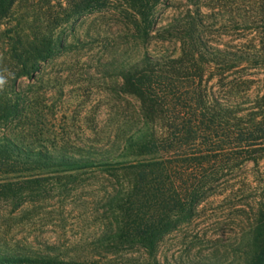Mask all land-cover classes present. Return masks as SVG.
Returning a JSON list of instances; mask_svg holds the SVG:
<instances>
[{
	"label": "rangeland",
	"instance_id": "rangeland-1",
	"mask_svg": "<svg viewBox=\"0 0 264 264\" xmlns=\"http://www.w3.org/2000/svg\"><path fill=\"white\" fill-rule=\"evenodd\" d=\"M187 16L200 20L199 31L213 48L244 56L223 75L216 66L208 70L214 97L239 109L264 106V0H161L148 34L119 0H20L0 33L26 17L41 29L49 26L57 48L35 78L16 79L13 89L15 63L0 36V92L9 85L20 110L7 127L9 136L58 159L131 161L123 151L129 134L160 137L167 128L161 119L144 118L141 101L124 91L119 70L144 56H180V40L166 26ZM37 179L21 192L0 193L1 253L87 264L144 261L142 250L121 243L117 232V202L133 180L130 172L48 173ZM263 199L264 160L231 165L207 185L205 198L189 214L174 217L156 260L249 264Z\"/></svg>",
	"mask_w": 264,
	"mask_h": 264
},
{
	"label": "trees",
	"instance_id": "trees-1",
	"mask_svg": "<svg viewBox=\"0 0 264 264\" xmlns=\"http://www.w3.org/2000/svg\"><path fill=\"white\" fill-rule=\"evenodd\" d=\"M20 0H0V28ZM135 14L138 29L148 34L151 15L161 0H119ZM66 21V20H65ZM197 17L170 22L166 29L181 43L178 57L144 56L119 70L124 91L141 101L144 118L161 119L167 133L136 130L123 144L131 161L58 159L27 150L9 136L7 127L19 119V101L0 92V193L15 194L48 173L122 170L133 176L117 202L121 243L137 245L141 263L121 260L103 264H159V243L175 227L174 217L189 214L205 198V189L231 165L264 160V106L239 109L214 97L206 78L216 66L219 75L235 67L232 55L213 48L199 31ZM15 63L13 89L19 78H35L39 65L54 56L52 29H41L23 17L0 33ZM253 59L259 57L252 55ZM12 82V81H11ZM249 264H264V199L253 229ZM0 264H87L51 257H19L0 252ZM88 264H100L92 262Z\"/></svg>",
	"mask_w": 264,
	"mask_h": 264
}]
</instances>
